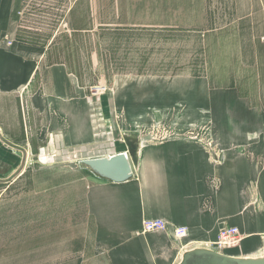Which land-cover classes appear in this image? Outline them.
Instances as JSON below:
<instances>
[{"label": "crops", "instance_id": "obj_1", "mask_svg": "<svg viewBox=\"0 0 264 264\" xmlns=\"http://www.w3.org/2000/svg\"><path fill=\"white\" fill-rule=\"evenodd\" d=\"M22 2L0 0V182L38 163L48 172L73 148L83 158L126 152L122 182L83 170L96 264H178L190 248L214 249L223 224L240 238L218 251L263 255L264 0H245L248 75L221 85L209 73L122 74L98 101L51 43L21 39ZM151 219L165 229L144 232Z\"/></svg>", "mask_w": 264, "mask_h": 264}, {"label": "rangeland", "instance_id": "obj_2", "mask_svg": "<svg viewBox=\"0 0 264 264\" xmlns=\"http://www.w3.org/2000/svg\"><path fill=\"white\" fill-rule=\"evenodd\" d=\"M248 11L245 0H23L17 26L23 41L51 43L98 101L122 74L248 75ZM81 158L73 148L48 172L38 163L0 182V264H96Z\"/></svg>", "mask_w": 264, "mask_h": 264}, {"label": "water", "instance_id": "obj_3", "mask_svg": "<svg viewBox=\"0 0 264 264\" xmlns=\"http://www.w3.org/2000/svg\"><path fill=\"white\" fill-rule=\"evenodd\" d=\"M79 162L95 175L114 182H122L128 179L133 169L130 156L126 152L81 158ZM178 264H264V254L233 256L212 248L196 246L186 250Z\"/></svg>", "mask_w": 264, "mask_h": 264}, {"label": "built area", "instance_id": "obj_4", "mask_svg": "<svg viewBox=\"0 0 264 264\" xmlns=\"http://www.w3.org/2000/svg\"><path fill=\"white\" fill-rule=\"evenodd\" d=\"M97 90L99 89H105L104 86L95 87ZM166 227V224L161 219H151V220H145L143 222L142 230L144 232L147 231H158V230H164ZM186 228L185 227H178L174 230V234L177 238L185 236L186 235ZM239 229L237 226L233 225H225L223 224L218 232V238L213 243V248L218 250H221L224 246H230L234 245L239 240ZM220 252V251H219Z\"/></svg>", "mask_w": 264, "mask_h": 264}]
</instances>
